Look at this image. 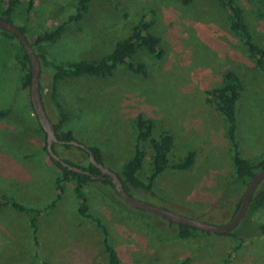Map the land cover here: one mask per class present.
Here are the masks:
<instances>
[{
  "label": "rangeland",
  "instance_id": "374dc122",
  "mask_svg": "<svg viewBox=\"0 0 264 264\" xmlns=\"http://www.w3.org/2000/svg\"><path fill=\"white\" fill-rule=\"evenodd\" d=\"M6 1L0 0V6ZM24 1L16 3L11 23L26 25L30 43L35 34L72 14L76 2L34 0L22 20ZM234 1L264 52V0ZM144 16L150 31L160 38L161 58L137 49L132 59L143 62L145 76L117 65L104 77L84 74L59 81L54 97L65 114L61 127L71 130L77 142L98 147L107 167L115 169L133 153L135 116L150 118L152 136L161 130L172 135L170 163L188 150L195 151V160L189 169H164L151 191L130 187L131 196L223 224L232 216L243 188L228 185L233 168L226 123L205 100V91L222 84L227 71L238 75L242 85L235 103L238 152L250 161L264 159V54L263 67H257L254 56L229 29L221 5L215 0H191L187 5L180 0H90L80 20L68 22L53 42L33 48L53 63L96 59L109 53ZM19 57L17 38L0 29V109L8 110L0 118V194L40 208L56 195L55 171L48 153L41 150L43 135L29 106V92L20 86ZM38 61L45 112L57 122L59 110L49 90L51 71L41 58ZM55 150L60 157L85 164L86 156L74 146L64 149L57 143ZM144 150L139 178L145 180L150 159L146 145ZM258 185L264 186V178ZM82 191L88 211L107 230L118 264H219L227 253L232 264H264V237L251 232V222L264 223V208L244 213L232 229L243 240L230 251L238 244L235 237L196 228L193 236L178 238L176 223L130 206L108 184L94 180ZM77 202L71 182H64L60 198L36 218L34 233L27 212L0 207V264H106L101 231L79 216Z\"/></svg>",
  "mask_w": 264,
  "mask_h": 264
},
{
  "label": "trees",
  "instance_id": "16d2710c",
  "mask_svg": "<svg viewBox=\"0 0 264 264\" xmlns=\"http://www.w3.org/2000/svg\"><path fill=\"white\" fill-rule=\"evenodd\" d=\"M34 0H25L24 4V13L22 20H25L28 17V13L33 6ZM90 0H76L74 6V12L67 16L65 20L58 22L55 26L49 29L42 30L41 32L34 35L32 43L27 39L26 25L17 26L22 33H24L29 45L34 51L33 45L40 43H51L53 42L64 30V27L68 22L80 20L83 17V14L88 9V2ZM219 5H221L227 11V18L229 29L236 34L243 45H245L247 51L251 56H254L255 64L257 67H263V50L253 41L250 31L247 24L244 21L243 13L241 7L236 4L234 0H215ZM18 0H7L5 6H0V18L12 22L14 16V9ZM181 4L187 5L191 0H180ZM150 21L141 17L136 24L132 25L129 33L116 41L113 49L96 59H78L68 62H59L53 63L45 59L44 55L36 54L38 59L41 58L43 65L50 69V82L49 90L52 100H54V106L56 110H59V119L57 122H52L55 135L57 140L62 141L59 143L61 148L67 149L70 147L76 148L81 151L85 156V164H78L68 158L60 157L58 152L55 150V143L51 144L52 151L65 163L76 166L82 170L87 171L86 173H78L75 171L68 170L65 166L61 165L59 161L52 159L46 152L45 146V133L38 124V128L43 135V142L41 145V150L44 151L49 161L51 162L52 168L55 171L53 174L52 184L56 190L55 197L43 205L40 208H33L24 206L19 203L12 197H8L5 194H0V207L10 206L18 211H25L29 214V225L32 227L35 232V221L36 218L46 211L48 208L52 207L56 201L60 198L63 192V183L70 181L72 184L73 192L77 198V212L79 216L91 220L101 231V242L103 251L105 253L106 264H118V256L114 248L110 245L107 237V230L104 225L93 216L87 208L86 197L82 191V187L89 182L94 180L100 181L104 184H108L112 189V183L107 175H104L102 178H92L91 175L97 176L100 171L88 160V151H90L94 159L107 167V164L104 163V155L101 150L96 146H85V148H80L78 146L67 143L69 140H75L72 131L66 130L61 127L62 122L65 119V114L61 111V106L54 97L55 89L59 81L64 80L65 78L78 77L81 75H91V76H101L104 77L109 75L112 70L117 65L124 66L128 71L133 74L145 76L146 69L142 61L132 59V54L137 49H144L148 54L154 58H161L163 55V50L160 46V38L153 34L150 31ZM3 30V29H2ZM7 36L15 37L16 36L3 30ZM19 42V41H18ZM20 44V42H19ZM21 57H19V65L21 69L20 75V86L22 89H26L29 92L30 85V72H29V59L24 52L22 45L20 44ZM35 52V51H34ZM242 85L238 78V75L233 71H227L223 75V82L218 86H214L205 91V100L212 104L214 108L220 112L226 123V137L228 140V152L230 162L233 168V172L230 177L228 185L235 187V190L245 187L248 180L254 175V173L264 168V159H257L255 161H250L242 156L238 152V144L236 141V122H235V103L240 95ZM38 92L42 100L41 88L39 86L38 80ZM43 104V102H42ZM29 106L32 109V106L29 101ZM44 107V105H43ZM45 109V108H44ZM33 112V109H32ZM8 113L7 109H0V118L4 117ZM134 128L136 131V143L134 145V150L132 155L120 164L117 168H109L113 171L119 178L125 191L130 194L129 188H141L145 191H151L153 181L155 177L161 173L167 167L173 169H189L193 165L195 160V151L188 150L178 161L170 163L169 162V153L173 146L172 135L167 130H161L156 137L151 135L153 128V122L150 118L144 117L140 114H137L134 119ZM76 141V140H75ZM79 143V142H78ZM143 143V144H142ZM145 145L149 150V171L144 177V179L139 178V172L142 167L143 158L145 156ZM54 166V167H53ZM114 190V189H113ZM229 190V188H228ZM115 192V191H114ZM116 194V192H115ZM131 195V194H130ZM240 199L235 203V208L233 213L236 211L239 205ZM264 208V186H259L253 191L246 211L254 212L255 210ZM245 211V212H246ZM232 213V215H233ZM244 216V215H243ZM243 218V217H242ZM177 225V237L178 238H188L193 236L195 227L188 226L185 224H176ZM249 225V224H248ZM251 232H255L264 237V223H254L251 222ZM243 231L242 233H244ZM223 234L231 235L233 238L238 239V244L235 247L230 248V251H235L240 247V244L243 240V236H237L236 233H233L232 230L225 232ZM250 234V233H246ZM247 237V236H246ZM229 253L223 257L219 264H232L228 260ZM189 261H184L179 264H187Z\"/></svg>",
  "mask_w": 264,
  "mask_h": 264
},
{
  "label": "water",
  "instance_id": "95a60500",
  "mask_svg": "<svg viewBox=\"0 0 264 264\" xmlns=\"http://www.w3.org/2000/svg\"><path fill=\"white\" fill-rule=\"evenodd\" d=\"M0 29L11 32L16 36L17 40L22 45L24 52L29 59V72H30L29 100L33 109V113L35 114V117L37 119V122L45 133V141H46L45 146L47 153L52 159L59 161L60 164L65 166L68 170L75 171L78 173L89 174L85 170H82L76 166L65 163L52 151L51 144L53 142H58V140L54 132L53 124L46 115L45 109L42 104V100L38 92L39 61L36 57L35 52L32 50L31 46L29 45L24 33H22L16 25L0 18ZM67 143L78 146L80 148H85L83 144L78 143L75 140H69L67 141ZM87 152H88V160L100 171V173L97 176L91 175V177L102 178L104 175H107L110 179V182L112 183L113 189L116 192V194L130 206H133L135 208H142L172 223L185 224L212 233H225L231 231L239 223V221L241 220V218L243 217L246 211L249 199L253 191L255 190L259 182L264 178V168L257 170L245 185L242 195L240 197L239 205L236 211L233 213V215L223 224H211L202 220H198L192 217L175 213L163 207L151 203L143 202L141 200L134 198L125 191L119 178L113 171L103 166L102 164L98 163L94 159L90 151L87 150Z\"/></svg>",
  "mask_w": 264,
  "mask_h": 264
},
{
  "label": "flooded vegetation",
  "instance_id": "af4514ba",
  "mask_svg": "<svg viewBox=\"0 0 264 264\" xmlns=\"http://www.w3.org/2000/svg\"><path fill=\"white\" fill-rule=\"evenodd\" d=\"M59 141H60V140H58V142H53V143H55V144H57V143H58V144H59V143H61V142H59ZM53 143H52V144H53Z\"/></svg>",
  "mask_w": 264,
  "mask_h": 264
}]
</instances>
